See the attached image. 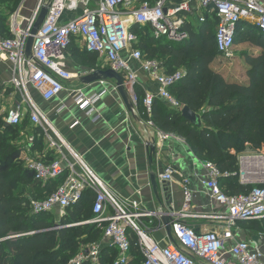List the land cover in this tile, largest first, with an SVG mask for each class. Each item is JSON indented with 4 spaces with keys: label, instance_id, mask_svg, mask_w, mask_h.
<instances>
[{
    "label": "built area",
    "instance_id": "built-area-1",
    "mask_svg": "<svg viewBox=\"0 0 264 264\" xmlns=\"http://www.w3.org/2000/svg\"><path fill=\"white\" fill-rule=\"evenodd\" d=\"M46 10L26 54L30 32L42 9ZM17 8L6 22L10 36L0 33V65L10 64L12 75L7 86L21 93V105L6 109L4 122L20 125L25 117L41 129L47 145L55 158L27 160V168L34 179L46 183L61 179V183L42 200L30 202L33 213L59 212V218L66 209L78 202L85 191L94 194L92 217L77 224H91L102 230V240L117 251L112 264H128L131 239L127 229L134 232L136 246L141 255L140 264H264L260 248L261 237L237 238L232 229L237 222L264 218V145L254 155L240 157V183L251 185L246 193L229 195L218 183L225 173L211 162H204L206 179L203 185L210 192L212 201L209 213L190 212L191 193L184 189L182 209L179 215L201 217L218 221L223 232L213 230L196 231L183 225L177 219L171 223L173 240L161 245L139 225V217L156 216L145 213L136 200H118L109 187L95 172L68 147L56 132L49 119L28 90L32 86L43 100L49 101L65 90L64 82L78 77L65 65V51L71 43L80 44L88 53H95L104 63V69H112L123 80L125 92L130 97L129 109L139 118L147 146L154 147L156 139L148 129L154 127L151 121L154 99H161L173 109L181 111L183 105L170 92L184 74L183 70L166 73L155 58H144L137 47L139 38L133 27L151 29L155 40L164 39L181 43L188 40L189 18L198 23L215 19L214 38L219 53L230 55L241 21H247L264 33V4L260 0H36L29 15ZM146 73L158 84L156 93L146 92L142 98L145 118L136 110L137 70ZM78 108L87 116L97 112L95 103L98 93L85 94L82 88L74 91ZM157 139L169 137L158 131ZM176 171L167 166L161 174L163 181H171ZM178 215V213H177ZM176 217V215H175ZM64 227L59 225L58 229ZM88 255L81 250L68 264H82L95 261L99 246L92 244Z\"/></svg>",
    "mask_w": 264,
    "mask_h": 264
},
{
    "label": "trees",
    "instance_id": "trees-1",
    "mask_svg": "<svg viewBox=\"0 0 264 264\" xmlns=\"http://www.w3.org/2000/svg\"><path fill=\"white\" fill-rule=\"evenodd\" d=\"M20 1L0 0L2 9L7 12L0 15V33L4 37L10 36L6 22ZM188 27V40L181 43L155 40L149 27L132 28L139 38L137 47L144 58H165L166 73L184 68L183 76L170 92L178 102L200 115L201 126L192 125L175 109L169 108L163 113L157 99L153 101L151 121L157 129L184 138L195 156L213 163L225 173L224 178L232 182H223L224 192L229 195L246 193L252 186L238 183L234 176L238 170L236 160L229 151H241L245 143L258 151L264 144V33L253 25L242 31L238 28L234 45L246 42L258 49L240 52L247 77L246 83H240L229 81L210 67L218 53L214 38L216 20L207 19L196 28ZM74 46L71 43L68 48ZM72 52L78 53V50ZM84 57L95 68V53L87 52ZM135 93L137 112L143 119V95L136 89ZM28 122L25 117L20 125L12 126L0 118V264H68L81 251L82 245L96 244L102 238V230L91 224L65 226L92 217L94 194L85 191L78 202L66 209L59 222L51 218V212L31 211L30 202L44 199L62 180L43 184L17 159L18 135ZM250 221L253 222H240ZM57 223L64 227L53 229ZM16 235L21 236L9 238ZM135 240L133 236L131 252L140 257ZM116 255L114 247H105L99 255V264H112Z\"/></svg>",
    "mask_w": 264,
    "mask_h": 264
},
{
    "label": "crops",
    "instance_id": "crops-1",
    "mask_svg": "<svg viewBox=\"0 0 264 264\" xmlns=\"http://www.w3.org/2000/svg\"><path fill=\"white\" fill-rule=\"evenodd\" d=\"M260 2L264 4V0H260ZM34 5L35 2L31 9ZM29 13L27 11L26 16ZM194 24L199 25L200 23L195 18L190 17L188 28H193ZM249 26H251L249 22L241 21L239 30L242 31ZM73 44L75 45L74 48H68L65 51V65L78 77L71 81H65V90L62 93L49 101H45L32 86L28 87L33 100L45 113L66 145L83 159L118 200H136L143 212L151 213L156 211L161 204L165 206L164 197L170 195V205L178 213L174 219L178 218V221L183 225L196 231L213 230L222 233L223 225L218 221L179 215L183 204L184 189H188L191 193L190 212L199 214L210 212L211 203H213L212 197L203 185V180L206 179L205 161L195 156L185 139L175 133H168L169 137L158 140L156 133L161 130L155 126L148 128L156 139L154 151L150 150L151 147L147 146L139 118L134 116L129 109L128 104L131 103L129 95L126 93L127 101H125L113 79H99L85 83L83 77L94 71L104 69V63L95 54L97 64L93 68L94 65L91 66L84 57L87 52L80 44ZM248 48L250 47L243 49L251 50ZM73 49L78 50V53H76L77 51L72 52ZM131 65L137 70L138 75L134 91L136 89L143 96L146 92L156 93L158 84L146 73L138 71L137 63L133 62ZM214 70L221 72L219 69ZM221 74L223 75L222 72ZM11 75L10 64L2 63L0 65L1 108L7 107L8 109L22 104L21 93L7 86ZM224 78L226 77L224 76ZM229 81L246 83L247 77L244 72L239 79H229ZM79 88H82L85 94H99L95 103L97 108L95 114L87 116L76 105L74 91ZM157 101L161 103L160 110L163 113H165L164 110L173 109L161 99H157ZM175 111L181 113L179 110L175 109ZM18 144H22L19 156L23 158L25 163L34 158L48 160L55 158L54 152L47 145L46 136L38 130V127L29 124V122L20 132ZM248 146L249 144L245 143L243 151L248 150ZM168 165L173 167L176 173L173 174L171 181L165 182L161 179V174ZM236 165L238 170L234 176L241 184L238 175L240 165L237 163ZM151 175L154 177L155 186L151 183ZM224 177L226 176L222 175L218 178L219 186L223 191V182H232ZM138 222L140 227L146 230L159 244L164 245L173 240L172 232L171 240L156 216L143 215L139 217ZM254 222L256 225H253ZM232 231L237 238L241 239H254L256 236H260V248L264 257V218L253 220V222H237ZM127 233L130 239L133 236L136 238L132 230L127 229ZM96 244L100 250L95 261L86 260L90 264H99L98 258L102 249L111 247L102 238ZM136 251L139 252L140 257L133 254L130 249L128 264L134 263L138 259V263H141L142 255L138 248Z\"/></svg>",
    "mask_w": 264,
    "mask_h": 264
},
{
    "label": "rangeland",
    "instance_id": "rangeland-1",
    "mask_svg": "<svg viewBox=\"0 0 264 264\" xmlns=\"http://www.w3.org/2000/svg\"><path fill=\"white\" fill-rule=\"evenodd\" d=\"M34 2H35V0H21L20 3L18 4L17 8L22 7L23 8L22 14L26 15V12L27 11L29 12V10H31V7H32ZM2 13L6 14L7 12L4 9H2V7L0 5V15ZM250 25H252V23H250ZM197 26L198 25L194 24L192 27L196 28ZM244 47H250L248 49H251V50H247L249 52H252V51L255 52L256 50H258L257 48H255V47H253L247 43L233 45V48L230 51V55H228V56L224 55L222 53L216 52V58L210 64V67L213 69H219L227 79H236V80L239 79L245 71L244 60L240 54V52L243 50ZM157 61H159V63H161L163 65L165 58L157 59ZM180 70L185 71L183 67H181ZM6 109H7V107L1 108V106H0V118L2 120H4ZM19 145L21 147L22 144H19ZM262 146H261V148H262ZM248 147H249V149L245 150V151H243L245 148L242 149L241 151H238L237 149H231L229 151V153H231V151L233 150V152L231 154L235 157L237 164L240 165V157H245V156L247 157L248 155H254V154L258 153L255 149H253V147H251V146H248ZM17 159L19 161H21L24 166L27 165V162L25 163V161H23V158L21 156H19ZM246 186H251V185H246ZM50 216H51V218H54L55 222L60 221L58 211H56V210L52 211L50 213ZM56 226L58 227L59 224L57 223L55 226H53V229L56 228ZM91 245L92 244H84L81 246V250H83V249L88 250L91 247ZM136 264H139V263L137 262Z\"/></svg>",
    "mask_w": 264,
    "mask_h": 264
},
{
    "label": "water",
    "instance_id": "water-1",
    "mask_svg": "<svg viewBox=\"0 0 264 264\" xmlns=\"http://www.w3.org/2000/svg\"><path fill=\"white\" fill-rule=\"evenodd\" d=\"M45 14H46V10L43 8L41 10L38 18H37V21L35 22L32 30L30 32V35L28 37L27 44H26V54L27 55L30 54L33 36L35 35L38 26L42 23V21L45 17ZM99 79H113V80H115L117 89L119 90V92L123 96L124 100L127 101V94H126L124 87H123V80H122V77L118 73H116L112 69H102V70L94 71L91 74L83 77V80L85 81V83L95 81V80H99ZM128 106H129V104H128ZM180 114L183 118H185L192 125H194L196 127L201 126L200 115L198 113L193 112L189 107L183 106ZM6 125H8V124H6ZM150 150L154 151V147H151ZM150 179H151L152 185L155 186V181H154L153 175H151ZM164 203H165V206H162V204L160 203L161 204L160 207L154 212L157 215V218H158L160 224L165 228L169 238L172 240L171 223L173 222V217L177 214V211H175L170 205V203H171L170 195H167L166 197H164ZM54 229H58V227L56 226V228H54ZM20 236L21 235H16V236H12L9 238L13 239V238H18ZM84 255L85 256L88 255V250L84 251Z\"/></svg>",
    "mask_w": 264,
    "mask_h": 264
}]
</instances>
